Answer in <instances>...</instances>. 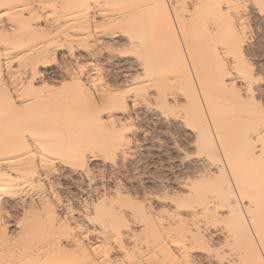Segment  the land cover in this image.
<instances>
[{"label": "bare ground", "instance_id": "6f19581e", "mask_svg": "<svg viewBox=\"0 0 264 264\" xmlns=\"http://www.w3.org/2000/svg\"><path fill=\"white\" fill-rule=\"evenodd\" d=\"M245 1L0 0V264H194L202 259L211 260L194 255V246L190 249L177 246L172 250L169 225L166 226L164 218L152 216L144 207L137 209L128 199L118 196L85 203L76 209L59 195L55 180L65 170L64 165H58V160L68 158L66 153L78 157H84L85 153L87 163H80L81 158L76 164L70 162L74 159L67 161L72 164L69 165L70 173L79 174L83 179L89 176L88 162L95 157L87 156L86 149L89 141L97 138V128L100 130L102 125L98 117L105 107H95L90 117L86 93L92 85L100 92H106L115 84H95L85 65L86 57L111 58L112 55H106L108 46H104L107 41L117 43L118 36V45L124 40L128 50L139 57L138 63L118 60L120 64L129 65L126 71L115 74L118 81L130 82L135 75L132 71L138 69L153 75L163 72L169 65H176L188 78L189 86L198 84L200 87L196 80L200 67L216 79L218 77L212 62L206 58L210 53L207 52L210 41H207L209 46L205 42L210 36L219 38L226 33L225 37L229 38L225 44H231L228 42L231 38L238 43L236 50H233L235 45L231 47L232 51L242 56L243 38L248 33L238 8ZM233 12L234 16L231 15ZM211 22L214 24L211 32L205 31L204 25ZM101 23L114 28L109 32L102 28L97 30ZM124 27L129 34L120 38L119 29L126 31ZM195 35L200 41L206 39L203 43L207 49L202 42L194 41ZM81 47L89 49L82 52ZM212 55L214 57V53ZM53 56H59L63 61L60 82L51 79L52 73L47 68L49 58ZM242 59L243 56V65ZM248 76L246 79H250ZM249 79L246 80L248 84ZM211 109L196 104L191 109L192 116L212 123L215 115ZM239 118L238 123L245 122ZM215 120L216 125L223 123ZM249 120L246 121L250 123ZM96 124L99 127L94 129ZM90 127L94 130L90 131ZM207 132L200 139L214 140L213 133ZM254 156L249 159L259 163L260 167L264 162L258 155ZM243 160L240 164L245 165ZM229 166L225 161L218 164L217 169L225 173ZM243 166L239 168L244 171L240 170L242 175L238 172L239 180L245 179L243 173H258L256 168L249 171ZM226 175L223 177L225 186L219 193L229 201L227 219L237 226L235 234L243 246V259L246 258L243 261L246 264L249 259L248 264H252L259 259L264 264V189H256L253 181L240 183L231 174L230 177ZM259 176H264V171ZM245 197L249 198L250 206L244 205ZM195 236L194 239L198 238L208 247L220 244L222 236L226 243L233 238L223 229L198 232Z\"/></svg>", "mask_w": 264, "mask_h": 264}, {"label": "rangeland", "instance_id": "374dc122", "mask_svg": "<svg viewBox=\"0 0 264 264\" xmlns=\"http://www.w3.org/2000/svg\"><path fill=\"white\" fill-rule=\"evenodd\" d=\"M246 1L242 3L243 7L239 6L238 8L245 19L246 32L248 33L243 38L245 40L242 52L243 65L241 64L242 56L232 51L234 45L233 50H236L238 43L230 38L228 42L231 44H225L229 38L225 37L226 33L219 38L210 36V40L203 39V41H200L198 35L193 37L194 41L202 42L201 45L205 49H207L205 45H210L208 49L213 48L211 49L213 51L207 49V52L210 53L206 58L212 62L218 76L216 79L215 76L209 74L210 72L207 73L208 70L205 71L200 67V74L198 73L196 80L202 86L205 78L204 80L209 82L208 87L210 89L217 88L216 90L207 89L208 87L205 86L207 83L204 84L205 87L202 86V89L201 86H197L198 84L194 87L189 86L186 81L188 78L176 65H169L163 72L153 75L144 74L143 70L138 69L132 71L135 75L130 82L118 81L115 74L126 71L129 66L123 65L124 63L120 64L118 60H126L131 63L139 62V57L128 50L124 40L118 45V36L117 43L107 41L104 46L105 48L108 46L106 55H112L111 58L105 56L86 57L85 65L95 84L107 85L114 82L115 84L108 90L116 93L111 94L112 92L109 93L108 90L100 92L93 85L89 86L86 93L87 113H93L95 107H105V109L102 108V114L98 117V122H101L102 125L99 123L100 127L98 124L93 126L94 129L101 128L100 130L97 128V138L94 137L96 140L89 141V146L86 149L87 156L93 155L95 160L88 162L90 172L89 176L82 175L85 179L81 178V175L72 174L69 171L72 166L70 162L76 164L82 159L83 161L80 163H87L88 159L85 153L84 157L66 153L68 158L58 160L60 162L58 165L65 166L61 176H58L57 181L55 180V188L62 199L79 209L85 203L97 202L103 198H118V196L126 198L133 207L137 209L144 207L152 216L165 219L166 226L169 225L168 233L172 240L170 243L172 250L177 249V246H187L189 249L194 246L192 249L194 255L211 259L209 261L202 259L194 264H245L243 246L237 241L235 234L237 226L232 220L227 219L229 201L226 197H222L219 191L225 186L224 175L226 174L228 177L231 174L233 179L240 183H245V180H248V183L253 181L256 189L262 190L260 187L264 189V176H259V173L262 174L264 171V163H260V167H258L259 163L249 159L255 154L264 162V0ZM231 15L234 16L235 12ZM102 23L97 30L101 28L107 32L113 30V26ZM212 26H214L213 22L208 23L204 25V30L211 32ZM124 29L126 31L119 29L120 38L127 37L129 34L125 27ZM207 41H210L209 45ZM227 45L230 48H226ZM87 49L89 48H80L82 52H86ZM212 52L214 57H212ZM62 63L59 56L49 58L47 68L52 73L51 79L56 82L61 81ZM247 70L250 73H247ZM204 71L208 75H205L207 77L204 76ZM246 74L249 75L248 77L251 76L250 87L246 81L249 79H246ZM208 77L215 78L211 80ZM161 78L162 80H160ZM152 81L156 83L154 84ZM159 81L162 82L159 83ZM212 85L213 87H211ZM215 91L216 93H214ZM109 103L111 106L108 105ZM199 103L212 108V114L215 115L212 118V123H206L204 119L192 116L191 109ZM239 117H242L246 123L239 120V123H242L240 125L237 122V118L241 119ZM213 119L223 123L216 125L217 123H214ZM248 119H251L250 123L246 121ZM92 128L90 131L94 130ZM206 131L213 133L214 140L206 142L200 139V136L202 137ZM237 131L239 132L236 134ZM68 159H74V161L69 162ZM241 159L246 161L243 162L245 165L240 164ZM247 160L248 164L246 165ZM225 161L230 166L225 173H221L217 169V165ZM253 163L255 167L252 166ZM243 165L249 168V171L256 168L254 170H257L255 172L258 173L254 174L253 172L251 176L246 172L249 175L247 176L243 173L242 168L239 169ZM248 165L250 166L248 167ZM244 166L243 168H245ZM240 170L245 176V179L241 180L240 178L241 181L238 174ZM235 174L238 178L234 176ZM218 194L219 196H217ZM244 205H251L249 198L245 197ZM220 229L232 234V240L226 243L222 236L220 244L208 247L198 238L194 239L193 237L198 232H215ZM192 233H194L193 236H191ZM247 258L249 257L247 256ZM252 258L250 260L254 261ZM248 260L246 264L250 262ZM257 260L258 262L251 263L261 264L259 259Z\"/></svg>", "mask_w": 264, "mask_h": 264}]
</instances>
